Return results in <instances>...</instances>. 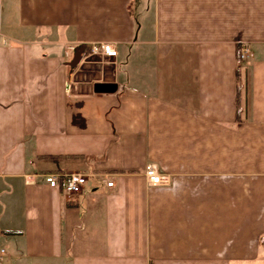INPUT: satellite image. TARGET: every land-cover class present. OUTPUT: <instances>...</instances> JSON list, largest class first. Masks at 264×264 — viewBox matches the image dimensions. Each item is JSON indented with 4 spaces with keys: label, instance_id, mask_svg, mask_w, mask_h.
Wrapping results in <instances>:
<instances>
[{
    "label": "crops",
    "instance_id": "crops-1",
    "mask_svg": "<svg viewBox=\"0 0 264 264\" xmlns=\"http://www.w3.org/2000/svg\"><path fill=\"white\" fill-rule=\"evenodd\" d=\"M49 173L86 178L66 194ZM0 248L264 264V0H0Z\"/></svg>",
    "mask_w": 264,
    "mask_h": 264
},
{
    "label": "built area",
    "instance_id": "built-area-1",
    "mask_svg": "<svg viewBox=\"0 0 264 264\" xmlns=\"http://www.w3.org/2000/svg\"><path fill=\"white\" fill-rule=\"evenodd\" d=\"M89 52L91 54L104 55L108 57H113L115 54L114 47L110 43L91 44ZM247 56V47L244 45L239 46L238 58L240 60H244ZM85 178L86 176L83 173H49L44 175V181L49 187H55L66 194H75L80 192L84 185ZM144 178L147 187H162L168 184L167 176L159 173L156 170L155 165L152 163L145 165ZM3 252V249L0 248V258Z\"/></svg>",
    "mask_w": 264,
    "mask_h": 264
},
{
    "label": "water",
    "instance_id": "water-1",
    "mask_svg": "<svg viewBox=\"0 0 264 264\" xmlns=\"http://www.w3.org/2000/svg\"><path fill=\"white\" fill-rule=\"evenodd\" d=\"M106 86V84H104V83H94L93 85H92V91L93 92H104L103 91V87H105Z\"/></svg>",
    "mask_w": 264,
    "mask_h": 264
},
{
    "label": "trees",
    "instance_id": "trees-1",
    "mask_svg": "<svg viewBox=\"0 0 264 264\" xmlns=\"http://www.w3.org/2000/svg\"><path fill=\"white\" fill-rule=\"evenodd\" d=\"M239 59V58H238Z\"/></svg>",
    "mask_w": 264,
    "mask_h": 264
}]
</instances>
